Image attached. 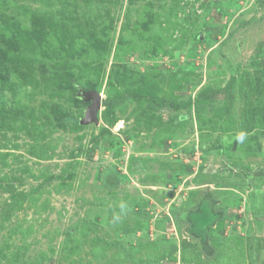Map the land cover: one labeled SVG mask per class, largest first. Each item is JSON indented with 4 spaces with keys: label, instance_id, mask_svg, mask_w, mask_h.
Returning <instances> with one entry per match:
<instances>
[{
    "label": "rangeland",
    "instance_id": "374dc122",
    "mask_svg": "<svg viewBox=\"0 0 264 264\" xmlns=\"http://www.w3.org/2000/svg\"><path fill=\"white\" fill-rule=\"evenodd\" d=\"M262 119L264 0H0V264H264Z\"/></svg>",
    "mask_w": 264,
    "mask_h": 264
},
{
    "label": "trees",
    "instance_id": "16d2710c",
    "mask_svg": "<svg viewBox=\"0 0 264 264\" xmlns=\"http://www.w3.org/2000/svg\"><path fill=\"white\" fill-rule=\"evenodd\" d=\"M259 79H260L259 77H257V79L255 77L251 78L248 81H246L247 84L246 83L245 84L247 86L248 85L249 86H251V85L256 86V83H258L260 81ZM139 93H140V96H149L151 101L154 103V105H159V104H162L161 102H163L162 99L158 98V96L156 94V89L154 87L142 88L139 90ZM246 98H248V96ZM262 121H264V119H262Z\"/></svg>",
    "mask_w": 264,
    "mask_h": 264
},
{
    "label": "water",
    "instance_id": "95a60500",
    "mask_svg": "<svg viewBox=\"0 0 264 264\" xmlns=\"http://www.w3.org/2000/svg\"><path fill=\"white\" fill-rule=\"evenodd\" d=\"M88 101H92V105L88 110V120L96 119V114L101 106V97L99 94L92 92L85 94Z\"/></svg>",
    "mask_w": 264,
    "mask_h": 264
}]
</instances>
